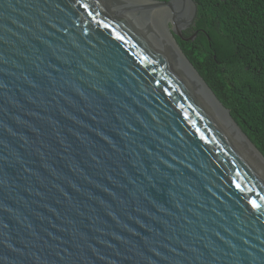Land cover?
<instances>
[{
  "label": "water",
  "instance_id": "water-1",
  "mask_svg": "<svg viewBox=\"0 0 264 264\" xmlns=\"http://www.w3.org/2000/svg\"><path fill=\"white\" fill-rule=\"evenodd\" d=\"M196 11L0 0V264H264V158L174 39Z\"/></svg>",
  "mask_w": 264,
  "mask_h": 264
},
{
  "label": "trees",
  "instance_id": "trees-1",
  "mask_svg": "<svg viewBox=\"0 0 264 264\" xmlns=\"http://www.w3.org/2000/svg\"><path fill=\"white\" fill-rule=\"evenodd\" d=\"M193 1L195 38L175 42L264 158V0Z\"/></svg>",
  "mask_w": 264,
  "mask_h": 264
},
{
  "label": "bare ground",
  "instance_id": "bare-ground-1",
  "mask_svg": "<svg viewBox=\"0 0 264 264\" xmlns=\"http://www.w3.org/2000/svg\"><path fill=\"white\" fill-rule=\"evenodd\" d=\"M169 28V27H168ZM166 33L164 34V36L166 37V39L168 40V42L170 43V45L173 47V49L177 52V54L181 57V59L185 62V64L189 67V69L193 72V74L197 77V79L201 82V84L204 86V83L202 82V80L198 77V75L192 70V68L190 67V65L188 64V62L184 59V57L181 55V53L179 52V50L177 49L173 38L170 35V28L166 29ZM205 87V86H204ZM205 89L207 90V88L205 87ZM209 92V90H207ZM209 94L212 96V94L209 92ZM213 97V96H212ZM213 99L216 101V99L213 97ZM217 102V101H216ZM217 104L221 107V109L225 112V114L227 115L226 111L222 108V106L217 102ZM228 116V115H227Z\"/></svg>",
  "mask_w": 264,
  "mask_h": 264
},
{
  "label": "rangeland",
  "instance_id": "rangeland-1",
  "mask_svg": "<svg viewBox=\"0 0 264 264\" xmlns=\"http://www.w3.org/2000/svg\"><path fill=\"white\" fill-rule=\"evenodd\" d=\"M166 29H169V28H168L167 22L164 21V26H163V29H162L163 34H167L166 33V31H167Z\"/></svg>",
  "mask_w": 264,
  "mask_h": 264
}]
</instances>
